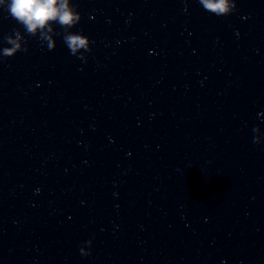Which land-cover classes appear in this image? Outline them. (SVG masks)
I'll return each mask as SVG.
<instances>
[{
	"label": "clouds",
	"instance_id": "obj_1",
	"mask_svg": "<svg viewBox=\"0 0 264 264\" xmlns=\"http://www.w3.org/2000/svg\"><path fill=\"white\" fill-rule=\"evenodd\" d=\"M204 10L216 16H226L236 9V0H199ZM0 8H4L12 19L20 24L24 33L14 29L12 36H6L5 40L11 44L10 48H3L0 52L2 57H12L17 52H27L25 46L28 41L26 36L38 37L43 45L46 43L49 50H54L52 41V33L55 36H62L63 42L70 50L71 55L81 60H85V53H91L90 39L81 33H74L70 30L76 26L81 20V14L77 11V7L69 2V0H0ZM58 24L63 32L55 31L53 33L52 24ZM39 35L37 36V32ZM22 42V43H21ZM23 44V46H22ZM256 128H253V132ZM253 143L259 144L258 140L253 137ZM88 248L81 247L80 252L84 256L91 255V241H87Z\"/></svg>",
	"mask_w": 264,
	"mask_h": 264
}]
</instances>
